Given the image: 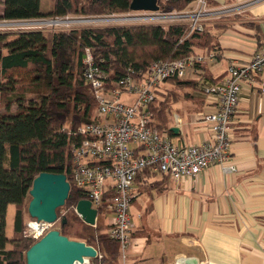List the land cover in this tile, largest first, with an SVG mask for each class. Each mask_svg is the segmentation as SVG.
<instances>
[{"label": "trees", "instance_id": "obj_1", "mask_svg": "<svg viewBox=\"0 0 264 264\" xmlns=\"http://www.w3.org/2000/svg\"><path fill=\"white\" fill-rule=\"evenodd\" d=\"M130 2L54 0L52 8L44 12L41 0H0V21L129 13ZM191 2L158 0V5L184 11ZM209 5L215 3L209 0ZM209 26L204 25L202 31L191 30L186 23L81 27L50 33L0 31V264H26V251L37 241L24 235V219L32 181L41 173L64 174L70 184L64 205L56 210L58 217L61 212L64 215L55 230L99 251L102 257L91 259V264H118L119 246L107 229L99 221L94 227L88 226L75 213L76 204L86 197L70 178V139L91 120L96 108L92 89L83 77L85 49L110 83L126 75L139 77L155 62L184 60L198 52L214 53L218 59L221 49L210 31H224L228 26ZM195 69L206 77L205 65L197 64ZM167 82L176 90H184V97L173 91L158 92L163 99L150 104L148 111L159 134L169 138L171 105L189 99L190 92L185 89L195 88L196 81ZM155 176L148 172L139 175V192L155 187ZM10 205L14 217L11 236L7 237Z\"/></svg>", "mask_w": 264, "mask_h": 264}, {"label": "built area", "instance_id": "obj_2", "mask_svg": "<svg viewBox=\"0 0 264 264\" xmlns=\"http://www.w3.org/2000/svg\"><path fill=\"white\" fill-rule=\"evenodd\" d=\"M159 1L165 3L172 0ZM190 4L194 7L186 12H164L159 7L157 12L130 11L118 18L112 16V20L120 22L119 25L125 22L163 26L186 23L191 30L202 31L207 23L227 18L252 2L219 8H212L209 0H192ZM68 20L55 19L52 22L86 21L90 24L98 21L95 18ZM166 20L168 22L163 23ZM19 21L11 22L29 26L40 22L38 19ZM15 31L41 29L31 27ZM215 60V54L209 53L196 54L170 63L155 62L139 77L126 75L109 83L108 75L93 64L89 49H85L83 77L92 89L96 108L91 120L82 124L74 132L73 139H70V178L74 186L82 191L85 200L91 203V208L97 211L96 221L99 215H112L107 233L118 243L119 260L123 263L127 260L131 245L132 222L129 210L139 195L140 186L136 182L139 175L148 172L150 177H168L173 181L195 179L213 165H218L224 174L236 172L231 154V123L239 104L240 82L264 71V43L252 53L247 62L231 63L221 80L203 86V95L214 106L212 111L198 113L196 120V123L206 126L209 131L206 142L199 145L173 143L159 134L148 111L149 105L158 100L161 84L171 79H184L187 72L195 69L197 64L203 65ZM260 92L264 94V87ZM124 95L130 99L128 102L122 100ZM55 224L33 219L25 225L24 235L39 240ZM101 257L102 254L97 251V258ZM90 261L85 258L82 264H91Z\"/></svg>", "mask_w": 264, "mask_h": 264}, {"label": "crops", "instance_id": "obj_3", "mask_svg": "<svg viewBox=\"0 0 264 264\" xmlns=\"http://www.w3.org/2000/svg\"><path fill=\"white\" fill-rule=\"evenodd\" d=\"M212 1V8L252 4L206 24L228 27L224 31L211 28L221 50L218 59L204 64L206 77L193 69L184 78L196 81L189 98L194 102L191 115L214 109L210 99L201 94L203 85L221 80L231 63L247 62L264 43V0ZM216 65L221 67L214 69ZM263 87L264 71L240 82L239 104L230 131L236 172L224 174L213 165L195 179L156 177L155 187L142 188L131 205L137 210V219L131 216V245L127 260L119 261L121 264H176L185 258H195L199 264H264ZM186 113H178L181 126L170 118L169 126L178 132H172L169 139L177 145L206 142L207 127L192 123L189 111ZM102 222L107 229L109 221Z\"/></svg>", "mask_w": 264, "mask_h": 264}, {"label": "water", "instance_id": "obj_4", "mask_svg": "<svg viewBox=\"0 0 264 264\" xmlns=\"http://www.w3.org/2000/svg\"><path fill=\"white\" fill-rule=\"evenodd\" d=\"M131 12H157V0H131ZM177 133V128H171ZM70 184L64 174L41 173L32 181L27 213L31 219L48 224L57 221L56 210L68 197ZM75 213L86 225H96L97 211L88 200H80ZM26 264H82L84 259L97 258V251L83 242L70 240L57 230H50L37 240L25 254ZM184 264H199L195 258L182 259Z\"/></svg>", "mask_w": 264, "mask_h": 264}, {"label": "rangeland", "instance_id": "obj_5", "mask_svg": "<svg viewBox=\"0 0 264 264\" xmlns=\"http://www.w3.org/2000/svg\"><path fill=\"white\" fill-rule=\"evenodd\" d=\"M53 2H54V0H41V10L44 12L49 11L52 8ZM162 9L164 12L178 11L176 9H172L169 6L162 7ZM126 14L127 13H111V14H106V15H95V16H83V15H76V14H68L65 16L45 17L42 19H38L40 22L39 23L36 22L34 26H29L28 24L25 25V24H19V23H12V22H21V21H12V22L8 21V22H1L0 23V31L10 29L11 31L7 30V31H3V32H18L15 30H17L19 28L36 27V28H40L41 31H43L44 33H50V32H55V31H67V30H72V29L81 28V27H97V28H99V27H109V26L139 25V24H129L128 22H125V24H123V25H119L120 22H114L112 20L113 19L112 16H114L115 18H118V17H121V16L126 15ZM89 18L90 19L95 18V19H98V21H93L90 24L87 23L86 21H83L82 23L81 22H64V23L52 22V20H55V19H59V20L69 19L71 21H78V19L86 20ZM56 21H58V20H56ZM167 22H168V20L163 21V23H165V24ZM146 24H151V23H143L142 25H146ZM220 67L221 66L216 65V66H214V69L220 68ZM159 91H160V93H163V94L165 92L170 93L173 91L178 96H181V98L184 97V94H183L184 90H179V89L176 90L175 86H173L170 82H166V83L161 84ZM185 91L191 92V89H185ZM161 99H163V98H162V95L160 94L158 96V100H161ZM122 100L124 102H128L130 99H128L124 95ZM193 108H194V102L191 99L190 100L189 99L188 100L187 99L186 100L180 99L179 101L173 103L171 105V119L173 121V124L176 126H181L182 123L179 122V118H178L179 114L183 113V112L186 113L189 111V114L191 115L190 111ZM189 118H190V116H189ZM197 119H198L197 113L191 115V122L192 123H194ZM184 122H187L186 118L184 119ZM135 211H137L135 207H130L129 214H130V216H133V220L137 219L136 218L137 214ZM63 215H64V212H61V215L59 216L60 218L57 215V221H56V224L53 226L52 230H55L56 227L58 228L59 221L63 220ZM13 217H14V207H13V205H10L8 207L7 216H6V235H7V237H10L11 233H12ZM103 219L110 221V220H112V215L105 213V214H103L101 216L99 215L97 217V221H99L101 223V225L103 223L102 222ZM32 220L33 219H31L27 213V215L25 216V219H24L25 225L27 224V222L32 221ZM118 263L121 264L120 262H118Z\"/></svg>", "mask_w": 264, "mask_h": 264}, {"label": "bare ground", "instance_id": "obj_6", "mask_svg": "<svg viewBox=\"0 0 264 264\" xmlns=\"http://www.w3.org/2000/svg\"><path fill=\"white\" fill-rule=\"evenodd\" d=\"M176 264H184V263H183V260H182V261H179V262H178V263H176Z\"/></svg>", "mask_w": 264, "mask_h": 264}]
</instances>
